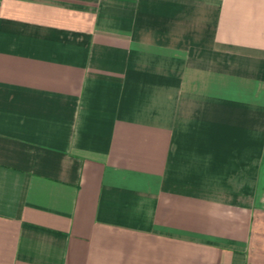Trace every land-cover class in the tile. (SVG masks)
Here are the masks:
<instances>
[{
    "label": "crops",
    "instance_id": "1",
    "mask_svg": "<svg viewBox=\"0 0 264 264\" xmlns=\"http://www.w3.org/2000/svg\"><path fill=\"white\" fill-rule=\"evenodd\" d=\"M0 264H264V0H0Z\"/></svg>",
    "mask_w": 264,
    "mask_h": 264
}]
</instances>
